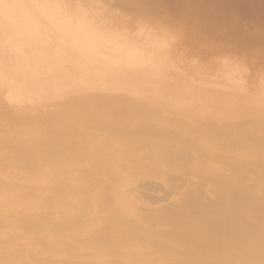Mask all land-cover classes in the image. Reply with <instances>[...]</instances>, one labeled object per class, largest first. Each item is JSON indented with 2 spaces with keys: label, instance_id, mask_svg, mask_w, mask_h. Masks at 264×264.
Wrapping results in <instances>:
<instances>
[{
  "label": "bare ground",
  "instance_id": "bare-ground-1",
  "mask_svg": "<svg viewBox=\"0 0 264 264\" xmlns=\"http://www.w3.org/2000/svg\"><path fill=\"white\" fill-rule=\"evenodd\" d=\"M109 1L0 0V264H264V123L241 86L188 87L173 52L142 70L145 35L218 17L228 45L196 62L235 77L264 0Z\"/></svg>",
  "mask_w": 264,
  "mask_h": 264
},
{
  "label": "rangeland",
  "instance_id": "rangeland-1",
  "mask_svg": "<svg viewBox=\"0 0 264 264\" xmlns=\"http://www.w3.org/2000/svg\"><path fill=\"white\" fill-rule=\"evenodd\" d=\"M73 1L75 2V0ZM84 2H87L93 9L98 8V5H100L98 0H78L79 5ZM109 2L116 6L114 9H118L119 0H110ZM155 19L160 24L168 22L163 16H156ZM218 19V17H214L209 31L201 35H195L186 22H176L177 24H174V28L170 31L168 38L161 31H157L155 35H145L146 37H143L147 44L145 50L148 54H152L153 57L149 61V66L142 70L146 74L160 76V67L163 65V60L160 59V56L166 58L168 56L166 52H173L175 59L187 69L188 75L184 77L187 78L186 85L188 87L211 88L222 91L223 87L232 81L241 86L239 91H237L236 110L245 114L247 120L264 123V102L254 101L255 98L264 96V46L257 43L246 46V52H248L249 56L246 59V63L236 61L234 68L235 77L230 76L226 72L222 63H219L217 69L213 71L209 70L205 65H197V60L201 61L202 58H207V56L212 54L215 55L225 50L228 45L227 34L223 33V30L226 31L227 28L222 24L220 25V20ZM247 23L249 22L246 21ZM253 31L246 26V34H251ZM166 39L171 42L165 45ZM238 51L241 54L239 48ZM239 54H236L235 57L238 58ZM193 76L200 79L206 77H211L212 79L210 82L203 83V81H197L192 78ZM246 85H248L247 88ZM101 93H105V91L102 90ZM115 94L120 96L118 94H121V92Z\"/></svg>",
  "mask_w": 264,
  "mask_h": 264
}]
</instances>
